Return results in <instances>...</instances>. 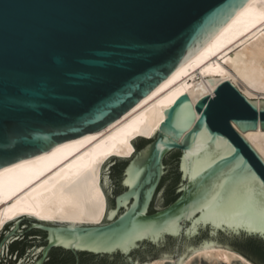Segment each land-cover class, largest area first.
Masks as SVG:
<instances>
[{"label": "water", "instance_id": "obj_1", "mask_svg": "<svg viewBox=\"0 0 264 264\" xmlns=\"http://www.w3.org/2000/svg\"><path fill=\"white\" fill-rule=\"evenodd\" d=\"M250 1L0 0V171L119 121ZM206 82L214 98L201 82L151 139L131 141V157L103 166L100 224L17 219L0 235V264H71L65 253L77 264H262L245 240L264 243L250 232L264 224L230 190L249 173L264 181L242 135L264 131V100L226 77Z\"/></svg>", "mask_w": 264, "mask_h": 264}, {"label": "bare ground", "instance_id": "obj_2", "mask_svg": "<svg viewBox=\"0 0 264 264\" xmlns=\"http://www.w3.org/2000/svg\"><path fill=\"white\" fill-rule=\"evenodd\" d=\"M226 77L249 100H264V0H251L197 55L107 129L0 171V235L25 216L42 221L100 224L106 197L103 166L114 156L131 157L132 140L151 139L165 111L201 82ZM264 159V131L242 134Z\"/></svg>", "mask_w": 264, "mask_h": 264}, {"label": "snow or ice", "instance_id": "obj_3", "mask_svg": "<svg viewBox=\"0 0 264 264\" xmlns=\"http://www.w3.org/2000/svg\"><path fill=\"white\" fill-rule=\"evenodd\" d=\"M259 183V189L255 187ZM231 195L235 197L237 194L245 197L248 211L244 214L246 219L254 218L257 215L262 224H264V181H261L254 173H249L243 184L230 190ZM257 201L259 204L257 205ZM216 203V198L213 197L207 207L211 208ZM259 231L261 236H264V227L260 229H250V232Z\"/></svg>", "mask_w": 264, "mask_h": 264}, {"label": "trees", "instance_id": "obj_4", "mask_svg": "<svg viewBox=\"0 0 264 264\" xmlns=\"http://www.w3.org/2000/svg\"><path fill=\"white\" fill-rule=\"evenodd\" d=\"M177 160H178V155H175L173 161L170 162L171 165L173 166L174 163L177 162ZM166 164L168 165L169 163L166 162ZM174 171H175V175H177L176 169ZM175 180H176V177L173 179V181L175 182L173 184V186H172L173 187L172 188L173 195L167 199V201H166L167 205L173 203L175 201V199H176V197H175V189H176V186H177V184L179 182V178H178L177 182ZM245 241H246L245 242L246 243L245 247L247 248V250H249V252H251L253 255L258 257L262 261V264H264V243H262V242H260V241H258L256 239H246ZM69 255H70L69 260H71L72 263H74V261H75L74 260V256L72 254H70V253H69ZM80 256H81V259L83 261L84 254H81Z\"/></svg>", "mask_w": 264, "mask_h": 264}, {"label": "flooded vegetation", "instance_id": "obj_5", "mask_svg": "<svg viewBox=\"0 0 264 264\" xmlns=\"http://www.w3.org/2000/svg\"><path fill=\"white\" fill-rule=\"evenodd\" d=\"M29 225V229H31V225L30 224H28ZM22 226V225H21ZM13 227H14V225H13ZM21 228V227H20ZM12 231V229L9 231V233ZM19 234V233H18ZM6 238V235L4 234L3 236H2V238L0 239V245L2 244V242L4 241V239ZM37 240H40V239H37ZM57 250H54V251H52L51 252V254H50V260H52L53 262L55 261L54 260V254H55V252H56ZM61 251V250H60ZM61 252H63V251H61ZM65 253V252H64ZM65 254H68L69 255V253H65ZM70 256V255H69ZM40 258H41V256H40ZM39 258V259H40ZM74 263H71V264H77V261H76V259H75V257H74ZM68 261H71V260H68ZM72 262V261H71ZM78 264H81V256H79V263Z\"/></svg>", "mask_w": 264, "mask_h": 264}]
</instances>
